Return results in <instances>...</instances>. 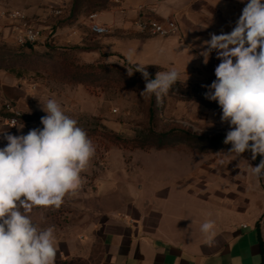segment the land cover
Returning a JSON list of instances; mask_svg holds the SVG:
<instances>
[{"label": "crops", "instance_id": "obj_1", "mask_svg": "<svg viewBox=\"0 0 264 264\" xmlns=\"http://www.w3.org/2000/svg\"><path fill=\"white\" fill-rule=\"evenodd\" d=\"M130 1L126 17L135 19L137 8L144 6L143 17L171 18L178 24L176 40L143 37L134 22L127 26L133 35L125 39L121 55L131 64L150 68L204 58V41L211 33H230L247 3ZM99 22L110 27L109 38H114V29L121 27L106 17ZM5 34L7 31L0 27V36ZM133 49L146 54L144 63L131 59ZM209 58L220 63L215 51ZM29 94L21 78L0 69V98L22 113H30L35 110L26 102ZM42 127L19 121L10 128L0 115V129L12 135ZM6 144L0 135V148ZM111 157L114 154H108L103 168L95 167L93 157L81 173V188L67 195L59 208L34 207L27 213L38 228L54 227L58 249L55 264H264V224L259 223L264 213V175L248 171L243 158L236 155L235 166L208 171L205 184L199 187L193 183V171L185 175L177 172L172 185L158 189L154 197L134 182L131 171L112 165ZM208 221H214L215 228L205 234L201 226ZM209 241H213L212 246Z\"/></svg>", "mask_w": 264, "mask_h": 264}, {"label": "rangeland", "instance_id": "obj_2", "mask_svg": "<svg viewBox=\"0 0 264 264\" xmlns=\"http://www.w3.org/2000/svg\"><path fill=\"white\" fill-rule=\"evenodd\" d=\"M128 3L131 1L0 0V11L24 12L34 24L44 30L46 36L45 42L36 44L30 51L15 46L7 34L4 37L1 35L0 66H3L5 60H9L15 50L24 51L21 59L13 58L8 61L15 62V68H20L21 79L30 91L26 102L30 110L35 111L23 114L45 116L47 113L42 110V105L49 98L57 100L65 114L75 119L92 140L95 146V167L103 168L107 164L108 154H114L111 164L131 171L134 182L142 185L154 197L158 189L172 185L173 176L177 172L185 175L188 171H193L194 185H204L208 171L226 165L235 166L234 162L238 160L236 155L232 152L199 154L186 143L164 149L114 147L109 144V135L99 126L123 139H131L146 129L158 134L177 130L202 137L226 135L231 129L228 123L221 122L222 109L217 102L205 98L204 93L208 89L202 87L210 85L216 79L214 70L218 64L214 62L215 59L208 57L205 63V58H200L184 65L168 64L147 69L150 79H154L157 72L172 68L180 73L177 83L159 102L155 95L150 99L148 93L140 95L146 82L139 72L126 78L130 86L127 90L122 88L124 83L121 80L126 76L116 72L102 75L105 79L96 83L91 81L93 77L87 78V85L76 83V80L62 75L61 67L63 71L70 72L73 70L72 66L96 63L116 64L129 69L131 63L120 53L123 52L125 39L133 35L126 29L134 22V19L126 17ZM136 4V1L133 2V5ZM93 14L99 25V19L103 17L114 21L116 25L121 24V27L114 29V38H109V33L103 36L92 34L88 18ZM108 28L110 31V27ZM130 53L133 61H146L142 58L146 54L141 50L133 49ZM56 55H64L62 58L65 61L62 63L61 59L57 60ZM177 86L181 88L178 92ZM194 90L195 93H201L199 98L191 96ZM26 122L42 125L40 120ZM243 159L246 169L252 171L251 166L254 167L256 163L252 159ZM171 192L174 194L175 188Z\"/></svg>", "mask_w": 264, "mask_h": 264}, {"label": "clouds", "instance_id": "obj_3", "mask_svg": "<svg viewBox=\"0 0 264 264\" xmlns=\"http://www.w3.org/2000/svg\"><path fill=\"white\" fill-rule=\"evenodd\" d=\"M210 37L204 41V62L215 51L220 63L216 79L202 87L208 89L205 98L222 109L221 122L230 126L224 143L231 145L229 152L264 157V0H248L230 33ZM137 71L146 82L140 95H155L158 102L180 76L175 68L157 72L154 79L146 66L137 65ZM42 110L47 113L40 119L42 128L18 136L0 129L7 141L0 148V264H55L54 227L38 228L27 213L34 207L59 208L81 188V173L95 155L87 132L57 100L49 98ZM251 170L264 175V159ZM214 228L208 221L201 231Z\"/></svg>", "mask_w": 264, "mask_h": 264}, {"label": "trees", "instance_id": "obj_4", "mask_svg": "<svg viewBox=\"0 0 264 264\" xmlns=\"http://www.w3.org/2000/svg\"><path fill=\"white\" fill-rule=\"evenodd\" d=\"M33 46H25L23 49H28L31 51ZM51 53H54L53 50H50ZM24 51L22 49L15 50L11 56H9V60H5L3 66H0V69L8 72L9 74L13 75L16 78H21V72L18 70L20 68H15V62L9 63L8 61L12 60L13 58H20L23 56ZM58 55V54H57ZM56 55V59L60 60L63 63L65 61L63 56L58 57ZM61 65V63H60ZM70 66H72L70 64ZM136 64H131V66L126 68L123 66H118L116 64H107L103 65L101 63H96L94 65H81V66H72L73 70L70 72H65L62 69V75L65 76V78H69L70 80H76V83L87 85L86 82L87 78H92L91 80L93 83H96L100 80H103L105 78H102V75L107 76L108 73L116 72L119 75L123 74L126 77L122 78V82L124 85L122 88L129 89L130 86L127 83L126 78H131L132 75H129V72H134ZM150 67H146V69H149ZM17 69V70H16ZM138 72V71H137ZM140 73V72H139ZM181 88L179 86L176 87V92H178ZM178 90V91H177ZM201 91V90H200ZM192 97H200L201 93H195L191 94ZM216 102V101H215ZM218 103V102H217ZM41 117L31 115L27 116L25 114L22 115L20 118V121H35L40 120ZM99 128L109 135V144L114 147H122V148H129V149H147V148H155V149H164L167 147H172L178 144L186 143V145H189L191 149H193L195 152L199 154H206V153H225L229 152L231 149L230 144L224 143V138L226 135H216V136H197L194 134H189L184 131H177V130H170L166 133L158 134L153 132L152 130L146 129L144 131L138 132L133 138L131 139H123L119 135L113 134L112 132L106 130L103 126H99ZM237 156H240L245 159H251V153L245 152L244 154H237L235 152H232ZM260 160V156L258 155L255 160H253L255 163H258Z\"/></svg>", "mask_w": 264, "mask_h": 264}, {"label": "built area", "instance_id": "obj_5", "mask_svg": "<svg viewBox=\"0 0 264 264\" xmlns=\"http://www.w3.org/2000/svg\"><path fill=\"white\" fill-rule=\"evenodd\" d=\"M248 2V0H244ZM144 6L137 8V15L134 19L136 30L147 37H177L179 34L178 24L171 18L155 20L143 17ZM89 29L95 36L108 34L109 28L96 23V15H90ZM0 27L7 31V35L15 46H35L46 41L44 30L34 24L29 17L20 10L0 11ZM0 115L4 123L13 128L19 124L23 113L17 109L10 101L0 98ZM264 157L260 156V160ZM259 160V162H260ZM256 163V165L259 164ZM261 225L264 224V213L259 219Z\"/></svg>", "mask_w": 264, "mask_h": 264}]
</instances>
